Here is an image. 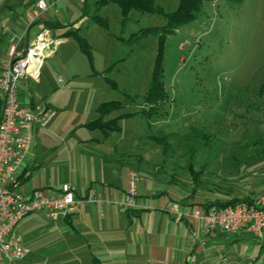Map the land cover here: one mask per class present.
I'll return each instance as SVG.
<instances>
[{"label": "rangeland", "instance_id": "rangeland-1", "mask_svg": "<svg viewBox=\"0 0 264 264\" xmlns=\"http://www.w3.org/2000/svg\"><path fill=\"white\" fill-rule=\"evenodd\" d=\"M67 1L66 9L74 18L87 6L88 21L80 34L88 40L92 59L69 36L60 60L48 58L42 67V105L57 111L53 122L62 118L76 126L72 142H87L68 164L63 146H58L60 139L47 132L48 139L42 135V153L60 155L57 166L62 178L80 177L97 152L111 160L104 173L116 185L123 186L129 172H135L141 184L151 181L180 203L250 201L264 194V0L242 4L205 0L195 21L166 37L163 66L168 97L150 117L143 111L155 109L146 104L145 95L160 37L152 34L135 43L130 38L141 28L164 26L166 19L133 11L123 27L117 5L98 9V0L82 6L79 0ZM156 4L172 12L179 0H156ZM6 7L7 0H0V57L6 54L3 45L8 40ZM96 14L108 21V27L93 20ZM74 26L70 24L68 31L77 30ZM61 35L65 37L62 33L58 38ZM103 103L118 105L104 117L116 127L107 135L86 126L99 118ZM93 138L102 140L99 148H94ZM33 238L37 251L21 264H72V251L57 254L47 237ZM231 239L217 247L214 264H264V236L241 232Z\"/></svg>", "mask_w": 264, "mask_h": 264}, {"label": "crops", "instance_id": "crops-1", "mask_svg": "<svg viewBox=\"0 0 264 264\" xmlns=\"http://www.w3.org/2000/svg\"><path fill=\"white\" fill-rule=\"evenodd\" d=\"M50 2L56 7L51 9L41 21H49L58 26L56 29L51 27L56 38L62 33L65 34V37L63 35L59 37L62 44L50 57L59 61L62 45L70 41V38H67L69 36L66 35L69 25L74 24V27L82 32L83 26L88 21V14L84 13L74 18L72 10L66 9L69 4L67 0H50ZM16 5H19V10ZM82 8L86 10L85 6ZM6 9L8 14L4 18V26L8 40L7 44L3 45L6 54L0 57V70L3 60L8 56L13 45H17L19 51L26 49L39 32L40 24L33 23L36 10L34 0H7ZM13 38L16 39V43L12 42ZM59 78L62 79L60 75L58 80ZM28 90L32 93V97L28 98L26 91L23 92L22 97L30 108L36 110L38 107H43L42 70L38 81L27 82ZM54 117L45 128H37L33 134V146L23 168L22 188L28 192L34 190L50 192L58 190L64 183H70L76 188L79 198H87L89 192L93 190L102 201L84 202L66 218L53 220L43 213H33L26 217L27 219H24L16 230L22 239V244L30 249V254L37 251L33 236L35 238L42 236L55 243V253L72 251L70 257L72 264H198V259H201V264H214L213 255L217 254L216 250L228 244L234 235L222 233L216 236L204 235L194 221H177L170 209L184 203L176 201L157 184L151 181L148 183L145 179L142 184L140 183V194L137 197L139 206L127 207L124 202L129 178L122 183L123 186L116 185V180L115 182L108 180L109 177L106 178L104 170L110 166L111 160L97 152L94 153L93 161H89L90 169L80 177L77 175V177L62 178L57 166L60 155L57 153L50 156L49 153H42V135L48 139L46 134L49 133L60 139L58 146H63L64 152L68 155V164L75 156L76 149L80 145H86L87 142L83 140L72 142L76 126L63 123L62 118L53 122ZM93 140L94 148L102 145L101 139L93 138ZM117 153L122 155V151ZM47 161L50 162L49 165ZM195 231L196 236H194ZM67 235H71V240H66ZM190 257H194V260L189 259ZM26 258L16 260L12 264H21V260Z\"/></svg>", "mask_w": 264, "mask_h": 264}, {"label": "built area", "instance_id": "built-area-1", "mask_svg": "<svg viewBox=\"0 0 264 264\" xmlns=\"http://www.w3.org/2000/svg\"><path fill=\"white\" fill-rule=\"evenodd\" d=\"M34 1L33 23H40L39 32L24 50L19 51L17 45H13L0 70V264H12L30 254V249L22 244L16 230L29 215L43 213L56 220L70 216L84 202L102 201L93 190L87 198H79L76 188L70 183L50 192H28L22 188L23 168L33 146V134L37 128H45L56 114L54 109L45 105L31 109L22 94L26 91L27 97H32V93L27 91V82L39 80L46 59L52 57L62 44V40L54 36L53 29L41 21L51 9H55V4L50 0ZM79 2L84 5L86 0ZM12 42L17 41L13 38ZM59 81L64 84L61 78ZM140 181L137 173L130 172L124 202L127 207L139 206ZM170 211L179 222L194 221L204 235L244 232L264 236V194L250 201L225 206L210 202L178 204ZM189 259L194 260V257Z\"/></svg>", "mask_w": 264, "mask_h": 264}, {"label": "trees", "instance_id": "trees-1", "mask_svg": "<svg viewBox=\"0 0 264 264\" xmlns=\"http://www.w3.org/2000/svg\"><path fill=\"white\" fill-rule=\"evenodd\" d=\"M205 0H179L178 7L172 12H166L161 6L156 4V0H98L96 6L98 9L107 5H117L120 9L122 15V25L123 27L127 26L130 15L133 11L139 12L141 14H158L163 16L166 19V24L161 27L153 28H141L138 32L133 33L130 38V43H135L142 39L143 37L156 34L160 37V52L158 59L155 64V68L151 77V81L148 87V91L145 95V102L149 105L151 109L149 111H143L144 114L150 117L154 112L156 113V107L159 102L164 101L168 97V92L166 89L165 79H164V66H163V51H164V42L168 35L174 34L177 29L187 25L197 19L198 13L201 12L202 6ZM236 4H242L244 0H230ZM87 3V0L86 2ZM85 14L87 13V6ZM93 20L103 26L108 27V21L96 14L93 17ZM48 26L56 29L58 26L53 25L49 21L46 22ZM67 36H73L80 46L81 50L92 59L91 47L88 43V40L80 34V30L67 31ZM109 81V79H107ZM117 104L103 103L99 108V118L86 124L90 129H101L107 135L111 130L115 129L114 122L105 121L104 117L110 113L111 109L117 108ZM2 115V101L0 99V120ZM238 201H249V199H229L228 201H215L213 202L219 206H225L229 204L236 203Z\"/></svg>", "mask_w": 264, "mask_h": 264}]
</instances>
